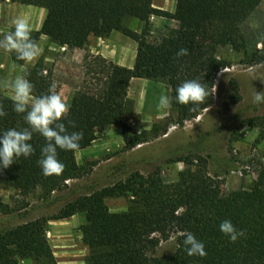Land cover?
Listing matches in <instances>:
<instances>
[{"label":"trees","instance_id":"16d2710c","mask_svg":"<svg viewBox=\"0 0 264 264\" xmlns=\"http://www.w3.org/2000/svg\"><path fill=\"white\" fill-rule=\"evenodd\" d=\"M10 1L46 10L42 27L34 34L37 41L44 35L58 46L83 49L90 36L103 38L117 31L137 43L133 68L116 65L102 56L85 58L86 76H92V83L83 84L75 92L70 111L62 118L69 132H83L78 151L91 147L97 132L117 126L122 131L125 151L147 142L142 135L131 132L127 121L132 79L163 83L171 89V97L185 80L196 79L208 85L210 95L196 111H189L190 106L172 103L177 125L197 119L210 109L215 103L217 76L232 67L228 60L217 57V51L225 46L236 50L246 48L242 25L263 2L177 0L175 12L170 13L155 8L154 0ZM152 17L173 21L176 29L152 42L149 40ZM129 18L142 23L140 32L125 25ZM181 48H187L189 55L176 57ZM11 59L18 65L24 64L14 54ZM246 64L249 67L264 64V41L262 49L249 55ZM25 76L34 85L37 96L46 93L54 81L52 71L46 72L40 63L28 69ZM97 85L101 87L95 88ZM230 85L232 100L239 102L238 82L232 79ZM0 106L7 112L0 118V132L27 127L22 115L12 111L11 98L0 94ZM68 121L75 127L69 126ZM30 143L34 149L30 157H20L9 168L0 169V187L12 188L24 197L40 189L43 197L48 198L67 189L69 181L83 176L76 158L78 151L58 149V159L65 170L59 176L45 177L37 164L45 141L34 133ZM182 162L185 169L173 184L165 183L159 172L148 175L135 172L125 181L79 197L56 215L0 232V264H21L24 260L58 264L46 236L47 224L77 213L85 215L82 226L85 243L97 250L86 264H264V164L249 189L225 194L221 181L208 172L206 159L192 156ZM121 196L134 198L128 210L111 212L106 199ZM10 213V205L0 200V215ZM225 219L243 230L245 236L231 243L219 231V224ZM184 232L193 233L204 243L207 253L204 258L186 255L181 235ZM173 237L177 243L175 253L156 256L160 243Z\"/></svg>","mask_w":264,"mask_h":264},{"label":"rangeland","instance_id":"374dc122","mask_svg":"<svg viewBox=\"0 0 264 264\" xmlns=\"http://www.w3.org/2000/svg\"><path fill=\"white\" fill-rule=\"evenodd\" d=\"M161 1L157 0V3ZM171 3V0L165 1V4ZM12 14L14 16V12L6 14L0 8V37L12 30L9 20L13 17ZM125 25L131 29L142 30V24L137 19L129 18ZM150 27L152 35L149 40L153 42L161 36L169 35L176 29V24L172 21L152 22ZM34 34L32 31L33 37ZM242 34L245 49L236 50L225 46L217 51V57L228 60L232 67L221 71L217 76L215 103L210 109L181 126L175 124L177 113L172 107L169 110L157 109V113L147 112L144 115L135 111L139 105V97L131 94L128 97L131 106L127 121L131 132L142 135L147 142L131 151H125L122 133H119L120 127L101 130L97 132L96 140L92 144L95 154L90 157L78 155L77 161L83 176L69 181L68 188L64 191L44 198L41 190L37 189L24 197L12 188L0 187V200L9 204L12 209V213L0 215V232L35 219L56 215L79 197L125 181L135 172L144 175L159 172L165 183L173 184L177 181L179 172L185 169L182 161L192 156L206 159L208 172L221 181L225 194L249 189L264 164V105L252 102L255 91H264V64L249 67L246 62L249 55L262 49L264 0L242 25ZM126 41L132 43L129 38ZM62 48L54 46L50 51L46 49L36 63L42 64L46 72L52 71L54 77V65L61 61L54 81L57 83L58 92L70 105L71 100L68 98L71 93L80 89L83 84L90 85L92 76H86L87 53L81 62L66 64L62 63V58H65L63 56L69 48ZM128 59L129 56L126 55L121 62L129 64ZM27 71L11 59V54L0 50V94H3V90H11V82L17 76H25ZM232 79L239 85V102H234L231 98ZM97 87L101 85L95 86ZM158 87L159 97L162 94L167 95L163 86ZM152 90L150 89L147 96L149 101L154 98L151 96L154 93ZM133 199L132 196L107 198L106 204L111 212H125ZM85 222L84 213H77L71 218L50 221L47 224L46 236L58 264H86L88 257L97 251L85 243V234L82 231ZM176 248V239L173 237L160 243L156 256H171ZM21 264L34 262L24 260Z\"/></svg>","mask_w":264,"mask_h":264},{"label":"clouds","instance_id":"9594fccd","mask_svg":"<svg viewBox=\"0 0 264 264\" xmlns=\"http://www.w3.org/2000/svg\"><path fill=\"white\" fill-rule=\"evenodd\" d=\"M12 30L0 37V50L14 54L17 61L30 64L41 54L39 42L32 36V26L29 20L19 15L12 20ZM189 55L187 48L177 51L176 57ZM12 91V111L22 115L27 127L17 130L11 128L0 132V169H7L20 157L28 158L34 153L30 141L33 134H39L45 141L37 161L42 175L45 177L59 176L65 170V165L58 159V149L63 151H78L83 140V132H69L62 118L70 111V105L57 91V83L53 81L47 92L34 95V85L26 76H17L10 84ZM216 90V87H215ZM210 95V88L196 79L185 80L175 89V96L161 95L157 104L158 110H169L172 103L190 106L189 111H196ZM252 102L264 105V91H255ZM7 115L0 106V118ZM68 125L75 127L72 121ZM219 231L231 243L245 236V232L237 229L231 220L225 219L219 224ZM184 251L188 257L204 258L207 253L205 245L191 232L181 234Z\"/></svg>","mask_w":264,"mask_h":264},{"label":"crops","instance_id":"0c3cea01","mask_svg":"<svg viewBox=\"0 0 264 264\" xmlns=\"http://www.w3.org/2000/svg\"><path fill=\"white\" fill-rule=\"evenodd\" d=\"M165 1L166 0H162L161 3H157V0H154V7L160 10L174 13L176 10L177 0H171L172 1L171 5L165 4ZM0 8L6 14L14 12V16L12 14L13 17L9 18L10 23L14 18H16L19 15H23L24 17H26L29 20L32 26V30L34 32L40 31L42 24L47 15L46 10L43 8L21 5L18 3H13L9 0L1 2ZM163 21H171V20L161 17H152L150 23L163 22ZM133 30L140 32L139 29H133ZM151 35H152V31H151ZM126 38H127L126 36H124L123 34L117 31L112 32L109 36L104 38L96 37L92 35L89 37L88 42L83 49H69L68 52L64 54L63 57L65 58H62L64 59L62 63L70 64L71 62L72 63H76L78 61L81 62L83 60L84 55L87 53V55L102 56L103 58L122 67L133 68L137 55V43L133 40L131 41L132 43H128V41H126ZM38 42L41 48V54L37 58V60L41 57L42 53L46 51V49L50 51L53 49L54 46H58L55 43H53L49 37L44 35H41L39 37ZM126 55L127 57L129 56L128 59L130 61L129 64H123L121 62V59H125ZM37 60L30 64L24 63L23 65H19V66L24 67L25 70L27 71L29 68L33 67L36 64ZM59 64H61L60 60L56 64V66L54 65L53 68L54 77L56 76ZM158 86H163L164 90L167 92V95L169 96L171 90L168 86H166L163 83L150 81L147 79H138V78L131 80L130 87L128 90V97L130 98L131 94L138 95L139 97V105L135 111L143 115L146 114L147 112L157 113L156 105L158 104V98H159ZM150 89L154 90V91L152 90V92L154 93L151 94V96L154 98H151L149 101L147 96H149ZM78 90L79 89H75L71 93L70 97L68 98L69 101L72 99L73 95ZM3 95L12 99L11 90H3ZM146 102L150 104H146ZM119 133L121 134V130L119 131ZM95 152L96 150L93 148V146H91L87 149L78 151L76 153V158H78L79 154H84V156L90 157L93 154H95Z\"/></svg>","mask_w":264,"mask_h":264},{"label":"built area","instance_id":"2783aa9c","mask_svg":"<svg viewBox=\"0 0 264 264\" xmlns=\"http://www.w3.org/2000/svg\"><path fill=\"white\" fill-rule=\"evenodd\" d=\"M62 49H63V50H65V49H66V47H63Z\"/></svg>","mask_w":264,"mask_h":264}]
</instances>
